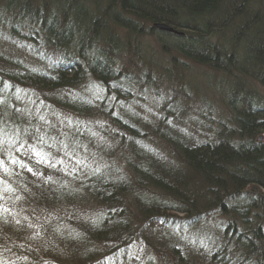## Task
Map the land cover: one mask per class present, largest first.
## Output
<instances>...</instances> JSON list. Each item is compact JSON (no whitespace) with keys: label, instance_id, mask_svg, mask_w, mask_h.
<instances>
[{"label":"trees","instance_id":"1","mask_svg":"<svg viewBox=\"0 0 264 264\" xmlns=\"http://www.w3.org/2000/svg\"><path fill=\"white\" fill-rule=\"evenodd\" d=\"M200 66L209 70V89L202 80L197 92L192 85L200 80L190 72H203ZM263 87L264 0H0V154L8 148L25 161L21 152L31 139L42 160L66 148L81 162L75 170L46 160L22 169L13 160L0 169V264H58L57 239L66 248L62 264H118L138 243L151 250L153 264H264ZM21 88L35 96L17 103ZM140 88L161 102L177 93L178 111L164 102L153 132L137 124L132 104ZM219 106L226 119L199 112ZM51 108L79 118L108 109L117 130L100 129L93 139L69 127L71 146L55 145L59 127L49 124ZM151 135L161 149L147 144ZM86 141L96 156L85 155ZM113 142L128 152L131 169L124 174L134 176L131 188L109 165ZM89 158L106 166H83ZM32 167L40 178L28 176ZM6 185L24 196L15 189L9 198ZM116 189L121 193L113 195ZM131 198L141 221L162 224L159 235L170 252L127 217ZM45 203L86 210L100 203L105 212L88 224L71 214L64 224L51 219L34 233L35 207ZM218 215L228 219L224 226L216 227ZM175 230L186 233L183 243L168 238ZM189 241L198 250L187 256Z\"/></svg>","mask_w":264,"mask_h":264},{"label":"rangeland","instance_id":"2","mask_svg":"<svg viewBox=\"0 0 264 264\" xmlns=\"http://www.w3.org/2000/svg\"><path fill=\"white\" fill-rule=\"evenodd\" d=\"M176 31L179 32L178 34H181V35L184 34L183 32H181L179 30H176ZM157 57H158V55L155 56V58H157ZM151 60H152V58H150V61ZM190 64H192V63H190ZM192 65H194V64H192ZM200 70H202L203 72H201V73H198L197 71L190 72L191 75L192 74L196 75V77L200 80L196 84L192 85V86H194L195 90H197V92L199 91V89H198L199 86L198 85H200V83H202V80H204L205 88L209 89V87L207 85L209 76L206 74V72L209 71V70H207V69H205V68H203L201 66H200ZM256 87H257V85L254 86V88H256ZM246 88H248V87L245 86V89ZM259 88H261V87H259ZM21 89H22V93H25V94H24V96L22 94V96H23L22 99L19 98L20 96H17V99H16L17 103L18 102H19V104L22 103L20 100L24 101V99L26 97H28V93H30L29 94L30 96H35L34 93H32V91H30L29 89H26V88H21ZM189 90L194 92L192 87H190ZM262 92L264 93V87H263V91ZM136 93H137L136 96H134L133 98L138 99L139 104H138V102H134L132 104V106H133L134 109H138L139 110L137 124L142 126V128H143V124H144V126L147 125V128H148L149 132H153V130H151L153 125L160 124L159 112L161 111V106H162V104L164 102H165V104L169 103V106L171 108H173L176 111H178V108H177L178 104L175 103L176 102L177 93H173V94H169V95H165V96L161 97L162 98V102H161V100L154 101L156 98H154V99L150 98L149 95H147L144 92V90H142L141 88L138 89L136 91ZM19 94H21V93H19ZM181 95H182L183 98H185L182 93H181ZM141 96H143L144 99H142ZM39 97H41V96H39ZM208 97H210V96H208ZM173 98H174L175 101H171ZM110 100L113 101V98H110ZM145 103H147V104L145 105ZM215 104L217 106V103H215ZM221 108L222 107L219 106V108H215V109L207 111V112L206 111H202V109H201L199 112L201 114L204 113L207 116H213V114H214V117H217L219 119H226L227 118L226 110L223 111ZM118 109H120V108L119 107H117V108L115 107V111L116 112L120 111ZM125 111L130 112V110H128V109L125 110ZM108 112H109L108 109H105V111H101V112L95 114L93 117L84 116V117L79 118V117H76L75 115L71 116V115H69L67 113H64V111L61 112L58 108H51L50 109V113H51L50 115L53 118V120H50L49 124H51V126L53 125L54 127H59L58 135H56V136L54 135V139H52V141L54 142L55 145L63 144V142L65 144H67V145L68 144L70 145L73 141H71V140L68 141V139L66 137L68 135V132H66L67 131L66 129H70V128H72V129L74 128L76 130L79 129V128H82V129L85 130L84 132L87 133V134H90V136L93 137V139H95L96 137H101L97 133H95V134L92 133V132H95V131L97 132L100 129H104V131H108V132H114L115 130H117V126H115V123H114V121H112L111 117H109L107 115ZM134 113L137 114V111H134ZM88 127H89V129H88ZM213 128H214L213 130L215 131V134H216V132L219 130L218 126L214 125ZM194 131L197 132V134L200 135V136L204 135V132H201V130H199V129H194ZM214 131L212 133H214ZM82 132H83V130H82ZM141 134H144V132L142 131ZM148 135H150V134H148ZM84 136H85V134L82 135L80 140L77 139V141L83 140ZM84 139H85V137H84ZM109 140H111V139H109ZM146 142H147V144L149 146L152 145V146H154V147H156L158 149H161V147H162L161 141L157 140V138L154 135H151L150 138L148 137L146 139ZM79 143L80 142H78V145H79ZM86 143H88V141L85 142V146H84V148L88 149L87 152L85 153V155H87V157L96 156V154L98 153L97 149L95 150L93 144L91 146L90 144H86ZM113 143H115L114 144L115 146L111 145V146L107 147L108 153L113 154V156H114L113 160L109 163V165H111L112 167L113 166L117 167L119 176L123 177L122 181H124V184L126 185V187L128 186V188H131V187L134 186L133 185L134 176L131 175L130 173H128V175L124 174L125 171H129V169H131L130 168V164L128 165L127 161L124 158L125 153H128V152L125 151V150L122 151V148H117L116 149V146H117L118 143H116V142H113ZM30 144H31V139L27 143V145L25 146V149L22 150V152H21L22 153L21 155L24 156L25 161H19V158L15 156L16 153L15 152L11 153V151L8 148L4 151V153H1L0 156H2L3 159H0V169L8 168L7 165H6V162H12L13 160H14V163L15 162H22V167H21L22 169H26V167H28L29 164H35L37 166L38 165L42 166L43 161H45V160L46 161H52L53 164H55V165L57 163H63L65 161L64 165L66 164L67 169L72 167L73 170L77 169V168L74 167L75 165L77 166L78 163L81 164V162H79L80 161V157H77L78 162L75 163V159L74 158L76 157V155H75V157H74L73 154L71 156V153H70L71 149L66 150V148L61 153L60 152H54L52 154L53 158L48 157V155L47 156L44 155L43 157H48V158H44V160H42V159H40V153L38 151V147H37L36 150L35 149L32 150V148L29 146ZM28 150H30V151L28 152ZM77 150H78V148L74 149V151H77ZM37 155H38V157H37ZM122 155H123V157H120ZM8 157L10 159H7ZM26 162H28L29 164L26 163ZM73 163H75L74 166H73ZM105 164L106 163H103V162H100V161H96V162L92 161L91 162L90 158H89L86 161V164H84L83 166L86 165L87 168H89L88 166H90L91 169L97 170L99 167H105L106 166ZM32 168L33 169L30 170L31 172H30V174L28 176H30L31 178L35 177V176L40 178V175L38 174V170L36 168H34V167H32ZM13 188L11 189V191L8 189V186L5 187L4 189H6L8 191L6 196H8L10 198V196L12 195V198L15 199V196L13 194H14V190L16 188H14V189ZM32 189L33 188H31V190ZM117 190L118 189H116L115 191L113 190V195H115L117 193L118 194L121 193L120 189L118 191ZM16 191H17V196L22 193L21 188H17ZM110 194H111V192H109V195ZM22 196H24V193H22L21 198H22ZM34 197H35V195H34ZM21 198H18V199H21ZM35 198H37V197H35ZM99 204L100 203L88 204V208H87L88 210H86L85 207L81 206V204H77V205H80L81 207L76 205L77 206L76 208L70 209L69 205H67V204L66 205H61V206L60 205L59 206H52V205H50L48 203H45V204H43L45 207L43 205H41L40 207H35V209H37V211H39V214L37 215L38 221L36 219V220H34V222H37L38 225L36 223H35V225H33V222L30 223L29 225H30V228L33 230L34 233H35L36 229H38V228L40 229V232H43V230L45 231V229H46V227L48 225V223L46 221H49L51 219L54 220V219L60 217L59 218L60 221H62L63 224H64V223L68 222L67 220L71 217V216L69 217L70 214L72 216L78 217L79 220H82V221H84V222H86L88 224V222H94L96 218H98L103 212H105V209H104L105 205L104 204L99 205ZM130 207H131V209H130L131 211H130V213L128 212V216L127 217L130 218V219L132 218L131 221L132 222L135 221V224L136 223L139 224L136 228L140 227V228H138V230H139V229H142L143 226H145V229L143 230L144 236L147 237V239L149 237H153L151 242L158 249H160L161 252H165L167 249H168V252H170V249L167 248L166 243L164 242L162 237L159 235L160 231H162V228H161L162 224L159 222V220H157V222H154L153 224L152 223H147L145 221H141V219L139 217H137V214H136L137 208L132 205V198H131V202H130ZM76 210H78L79 213H75L74 211H76ZM56 220H54L55 221V223H53L54 225H56V222H57ZM227 220L228 219L223 217L222 215H218L215 218L214 221L216 222L215 223L216 227H218V226H224L223 224H225L227 222ZM214 221H212L210 224L214 225ZM49 222H52V221H49ZM205 227L206 226L202 227V225H201L198 228H200L201 230L204 231ZM155 229H158V231L154 232ZM37 233H39V231ZM181 233L180 232H176V230H175V231H173L172 233H170L168 235V238L169 239H173V240L180 239V241L183 243L186 240L185 239L186 233L184 231H181ZM207 233H208V231H207ZM52 234L53 233H49V237ZM39 241L42 242V239H40ZM161 241H163V243H161ZM54 242L58 246H57V248H55L56 252H54L52 250V253H54V255H56V256L57 255L59 256L60 260L58 261V264H62V262L63 263L67 262L66 260H68V258L66 256L65 251H64V250H66L65 246H63V244L59 241V239L54 240ZM193 242L194 241H189L188 242L189 243V248L187 249V251L185 250L187 256L192 253V250L193 251L198 250V248L196 247V244H194ZM53 246H54V244H53ZM146 249L147 248H146L144 243L143 244L142 243H138L137 249L133 247L130 250L131 252H130L129 255H127V257L122 255V256L117 257L116 259H118L120 262H123V264L124 263L132 264V263H130V258H131V256L132 257L136 256L137 264H151V263L153 264L154 261H155L154 260L155 258L153 256H150V252L149 251H151V250L150 249L146 250ZM69 252H70V249H69ZM159 256H161V255H159ZM159 259H160V257H159ZM157 264H161V262H159V263L157 262Z\"/></svg>","mask_w":264,"mask_h":264},{"label":"water","instance_id":"3","mask_svg":"<svg viewBox=\"0 0 264 264\" xmlns=\"http://www.w3.org/2000/svg\"><path fill=\"white\" fill-rule=\"evenodd\" d=\"M157 27L159 28V30L161 31H164V32H170V33H174V34H178L179 32H177L175 29H173V27H171L170 25H162V24H159L157 25Z\"/></svg>","mask_w":264,"mask_h":264},{"label":"bare ground","instance_id":"4","mask_svg":"<svg viewBox=\"0 0 264 264\" xmlns=\"http://www.w3.org/2000/svg\"><path fill=\"white\" fill-rule=\"evenodd\" d=\"M160 23H155V25L154 24H149L148 25V27H154V28H156V29H159L158 27H157V25H159ZM162 25H166L167 23H161ZM168 25V24H167ZM152 57V63L154 64L155 62H157L158 60H159V58H160V56H158L157 58H153V56H151Z\"/></svg>","mask_w":264,"mask_h":264}]
</instances>
